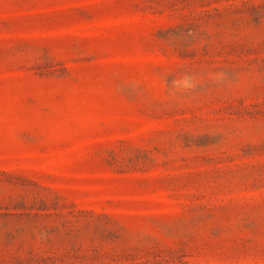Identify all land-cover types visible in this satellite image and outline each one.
Returning <instances> with one entry per match:
<instances>
[{
  "label": "rangeland",
  "instance_id": "1",
  "mask_svg": "<svg viewBox=\"0 0 264 264\" xmlns=\"http://www.w3.org/2000/svg\"><path fill=\"white\" fill-rule=\"evenodd\" d=\"M0 264H264V0H0Z\"/></svg>",
  "mask_w": 264,
  "mask_h": 264
},
{
  "label": "clouds",
  "instance_id": "2",
  "mask_svg": "<svg viewBox=\"0 0 264 264\" xmlns=\"http://www.w3.org/2000/svg\"><path fill=\"white\" fill-rule=\"evenodd\" d=\"M183 86H184L185 88H189V87H191L192 85H191L190 81L185 80V81L183 82Z\"/></svg>",
  "mask_w": 264,
  "mask_h": 264
}]
</instances>
